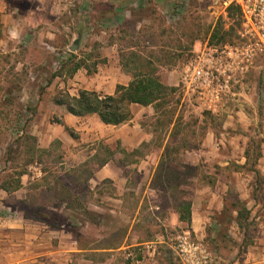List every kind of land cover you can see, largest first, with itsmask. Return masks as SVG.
Returning <instances> with one entry per match:
<instances>
[{"label": "crops", "instance_id": "obj_1", "mask_svg": "<svg viewBox=\"0 0 264 264\" xmlns=\"http://www.w3.org/2000/svg\"><path fill=\"white\" fill-rule=\"evenodd\" d=\"M101 1L110 3L111 17L97 5L94 8L93 0H0V63L5 61L0 82V264H159L156 250L159 255V248L174 245L169 234L153 235L145 210L148 207L149 213L152 205L159 208L160 198L168 195L162 190L171 180L160 186L155 176L165 175L160 164L171 155H191L192 165L205 157L210 165L202 183L191 187L195 193L189 201L190 220H181L179 204L162 221L165 229L184 227L197 238L215 237L214 230L206 229L211 209L221 206L234 181H226L221 173L228 170L227 159L240 157L233 179L248 208L255 207L250 222L257 225L246 238L244 231L230 230L241 255L233 262L211 264H264V87L242 93L238 108L225 110L227 116L218 128L207 122L199 149L185 150L176 144L180 127L196 128L204 122L202 116L190 121L193 113L203 115L205 110L188 102L164 98L149 105L132 103L130 119L119 125L107 124L97 114L69 112L55 101L61 92L79 96L86 89L115 95L119 85L133 81V71L123 64L121 31L129 24L142 29L147 20H135L132 13L150 1L160 4L159 0ZM90 11L101 25L99 38L85 37V14ZM107 20L110 26L104 24ZM108 30L110 40L104 36ZM52 48L68 51L60 71L54 70ZM160 75L164 85L176 88L168 93L176 99L179 69ZM169 111L171 118L162 126ZM248 113L259 119L257 136L250 134L254 120L249 122ZM221 127L225 132L219 135ZM251 141L257 155L254 164ZM170 173L176 177L175 170ZM245 239L249 241L244 243ZM128 252L139 259L128 260Z\"/></svg>", "mask_w": 264, "mask_h": 264}, {"label": "rangeland", "instance_id": "obj_2", "mask_svg": "<svg viewBox=\"0 0 264 264\" xmlns=\"http://www.w3.org/2000/svg\"><path fill=\"white\" fill-rule=\"evenodd\" d=\"M109 1L112 2L111 0ZM93 2L91 3L94 8H96L97 5V7H99L98 9H103L104 14L107 13L108 17H111L110 14L112 12L110 11V3H106L101 0H93ZM156 3L154 1H150L149 3H147L146 7L142 9L137 8L136 11L132 13V17L135 20H147V23L142 29L137 30L134 28V26H132V24H129L125 29L121 31L122 33L120 35V38L123 39L122 44L125 49V58L130 64L131 70L133 69V72L153 70L161 79V72L165 71L166 69L178 68L182 79L186 64L196 50H198L206 42L210 41L212 32L217 25L221 24V26H223L225 29H228L232 24H234L236 33L234 32L232 38L234 41L238 40V31L241 28L240 18L236 17V19L234 20L228 17V15H223L213 6L212 0H159L160 4L158 6L156 5ZM90 12H87L85 14V20L87 21L88 28V34L85 37H88V35H94L93 37L99 38L100 27L98 26L100 24L97 23V17L95 13H93V11L91 13ZM109 20H107V22H104V24L106 23L108 26H110L111 22ZM110 34V30H108L107 35L104 36H106L107 39L110 40ZM130 47L135 48L128 49ZM4 63L5 61L0 63V82L4 75L2 73L4 70H2ZM263 87L264 65L257 64L244 77L240 79L239 83L234 86L233 94L227 96L225 100L222 114L214 115L209 111H204L203 115L200 114L201 112H199L200 115H197V113H193L194 115L190 117L191 122H194L197 116L198 118L202 116L204 122H202L200 126L199 124H196V128H193L191 126L180 127L179 130L180 134L182 133V135L181 139L176 143L177 146L183 147V149L185 150L187 148H201L203 146V142L200 141V139L206 132L207 122L215 125L216 128H218L219 124L227 116L225 110L233 109V107L238 108L237 105L239 100L244 99L241 96L242 93L248 92L250 94L254 90H262ZM177 94L178 97H176V99L169 97V94H167L165 97V101L181 102L182 96L179 94L178 90ZM171 115L172 111L164 114V122L162 123V126L166 125V122L170 120ZM256 116L257 114L255 113H250V115L248 113L247 115L249 122L251 119L254 120V125L251 126L250 129V134L252 137L257 136L260 129V126L258 127L255 125L257 120L259 121ZM237 118H240V116L237 115ZM238 127L240 126L238 125ZM224 130L225 129L221 127V130H219L218 134H223L225 132ZM242 132L244 133V129L242 130ZM220 147L224 150H227L225 146L221 145ZM174 149L175 147L172 148V150ZM249 151L252 155L251 164H254L257 160L254 141H251L249 143ZM191 157V155H171L165 158L160 164L162 167L161 170H164L165 175L160 173L157 177L156 173L155 183L157 185L165 186V182H169V179L171 180V184L168 188H166V190H162V194L165 193L168 195L160 198V200L156 204L159 208H156L155 205H152V208L149 209V213L148 207L146 208V221H149V223L152 225L153 235H155L156 231L169 234L171 241L170 243L174 245V248L161 246L162 248H159V252L161 253L159 255H155L158 251L156 250L154 258H158L159 264H197V260L199 259V257L202 259V264L223 262L224 259L233 262L241 255L242 249L239 248V242L234 240V238H232L229 233L230 230L233 231L234 229H236L238 232L239 230L243 232L244 229H241L237 223L231 221L233 217H230V210L225 209L226 211L222 212V209L224 208V199L227 193L223 195L221 206L218 209L213 206V208L211 209L212 219L206 226V229L209 230V232H213V230L215 231V237H213L212 235H206L203 238H197L193 234L185 232L186 228L184 227H177L169 230L165 229V226L162 225V221L167 218V213H169V210L171 208L178 207L179 204L181 206V204L185 202L189 203V201H191L190 199L194 196L195 193V188L191 187L193 185H200L202 183L201 180L206 174L205 170H207V166L210 165L209 162L205 161V157H198V159L200 160L199 165H192ZM227 160H229L231 163L228 165V170H225L221 174L228 182L234 180L232 182V185H230V189L227 190V192H230L227 195L229 197L228 199H231L234 198V196H240L241 194V191L237 188V184L239 183L235 179H233V177H236L238 175H234L233 172L239 171L240 164L237 161H240L241 158L233 157ZM215 166L218 168H223V166L218 165L217 163ZM170 170H175L177 172L176 177H174V175L170 173ZM180 185H184V187L180 188ZM253 188L254 194L259 192V189L257 187L254 186ZM251 210L255 211V207L253 206ZM158 218H160V220ZM256 222L257 221L255 220L254 222H250L249 219V221L247 222L249 225V232L254 231L257 225ZM184 233L189 234L192 240L199 246L200 253L198 258L196 256L190 255L183 258L180 255V250L175 238L178 234ZM248 241L249 239H245L244 243ZM140 251L141 250L136 249V253L139 254ZM145 255L148 256V253L145 252Z\"/></svg>", "mask_w": 264, "mask_h": 264}, {"label": "built area", "instance_id": "obj_3", "mask_svg": "<svg viewBox=\"0 0 264 264\" xmlns=\"http://www.w3.org/2000/svg\"><path fill=\"white\" fill-rule=\"evenodd\" d=\"M213 6L228 15L230 6L241 12L238 40L226 43L206 42L194 52L178 86L183 102L219 113L234 86L257 64L264 65V0H212ZM55 54L54 70L60 71L68 51L52 48ZM23 134V132H22ZM180 255L199 257V246L187 233L176 236ZM127 259L138 260V254L127 253ZM197 264H202L199 257Z\"/></svg>", "mask_w": 264, "mask_h": 264}, {"label": "trees", "instance_id": "obj_4", "mask_svg": "<svg viewBox=\"0 0 264 264\" xmlns=\"http://www.w3.org/2000/svg\"><path fill=\"white\" fill-rule=\"evenodd\" d=\"M228 17L241 20L240 8L230 6L228 8ZM236 33V28L232 24L228 29L217 25L210 37L211 43H226L233 42V34ZM3 37V24L0 19V40ZM126 68H130V64L125 59L123 62ZM133 70V69H132ZM176 88H169L164 85L159 76L151 71L133 72V81L128 86L119 85L115 95H106L94 90H81L79 96H72L68 92H61L55 98L59 104L67 106L69 112L77 116H86L97 114L101 120L107 124L119 125L130 119L132 113L130 105L139 103L149 105L157 103L164 99L169 92H174ZM227 192L224 199V208L230 210L232 222L244 229L245 238L249 236L248 221L251 217V210L248 208L246 201L241 199L239 195L228 199ZM180 218L184 221H189L191 218L190 203H183L180 206ZM235 215V216H234ZM247 226V227H246Z\"/></svg>", "mask_w": 264, "mask_h": 264}, {"label": "water", "instance_id": "obj_5", "mask_svg": "<svg viewBox=\"0 0 264 264\" xmlns=\"http://www.w3.org/2000/svg\"><path fill=\"white\" fill-rule=\"evenodd\" d=\"M76 44V43H75ZM77 45V44H76ZM72 50L74 51L75 50V47H72Z\"/></svg>", "mask_w": 264, "mask_h": 264}]
</instances>
